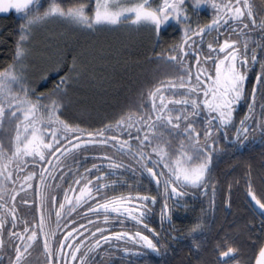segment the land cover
I'll return each mask as SVG.
<instances>
[{
	"label": "snow or ice",
	"instance_id": "1",
	"mask_svg": "<svg viewBox=\"0 0 264 264\" xmlns=\"http://www.w3.org/2000/svg\"><path fill=\"white\" fill-rule=\"evenodd\" d=\"M201 5L211 16L193 25L191 16ZM9 10L20 14L21 23L12 60L0 68V256L7 255V264H34V254L43 257V264H113L112 257L119 255L133 264V258L149 253L164 255L169 243L146 222L153 206L162 202L161 226L167 222L168 238L176 239L173 221L176 213L190 210V194L206 197L211 186L208 206L215 208L211 166L224 150L222 140L233 148L257 141L264 145V13L252 0H48L46 5L0 0V13ZM169 18L180 35L166 49H153L158 75L129 108L98 128L63 115L68 85L79 75L76 55L67 63L69 54H64L44 73V80L51 79L49 72L58 77L44 91H37L24 70L33 28L49 20L93 32L144 26L159 43ZM257 64L250 82L249 69ZM241 102L247 110L237 122ZM81 153L100 158L83 173L77 160ZM69 160L78 164L75 174L66 168ZM105 161L108 171L102 170ZM120 170H130L138 182L154 183L156 193L117 192L120 182L108 177L121 175ZM228 188L230 193L231 183ZM245 198L254 217L249 223L258 222L257 231L264 235V189L257 191L250 173ZM224 203L231 207L230 199ZM21 204L31 207L21 213ZM206 219L201 209L184 233L196 251ZM115 225L119 230H113ZM249 239L255 234L249 232ZM213 251L215 264H249L227 233ZM254 264H264V241Z\"/></svg>",
	"mask_w": 264,
	"mask_h": 264
},
{
	"label": "trees",
	"instance_id": "2",
	"mask_svg": "<svg viewBox=\"0 0 264 264\" xmlns=\"http://www.w3.org/2000/svg\"><path fill=\"white\" fill-rule=\"evenodd\" d=\"M19 18L20 16L17 17V15L0 17V68L11 62L14 55L15 41L19 34ZM203 22L204 16L193 15L191 17V23L199 24ZM76 29L80 30L81 28L59 19L49 20L39 26H35L32 31L35 37L27 45L29 52L25 61L27 67L24 70L28 78L35 82L34 86L37 91H44L52 87L53 79H58L51 72H49L51 79H41L44 73L54 68L56 63L64 58V54H69L67 63H71V55H76L78 57L79 75L68 85L63 115L71 122L89 129L98 128L102 124L114 120L122 111L133 104L139 90L149 83L154 76L158 75L157 62L151 58L153 49L156 51L166 49L180 35L179 27H161L160 36H162L159 38V43L155 42V36L153 40L151 36H147L143 41H134L130 44L120 41L98 44L94 40L86 39V36H94L82 34L85 32H78ZM73 31L79 34H72ZM89 32L87 30L88 34ZM34 56L39 57L36 58L37 60L47 58L48 61L34 62V59H32ZM67 70V67H65L64 71ZM60 75H63V72ZM98 159L100 158L95 154L85 157L81 153L77 157L79 171L83 173L85 168L97 163ZM77 166L78 164L73 163L71 160L66 164V168L73 171L74 174ZM102 170L108 171L106 161L103 163ZM120 171L121 175L108 177L109 180L120 182L116 186L117 192L127 193L131 190L133 193L136 191L156 193L154 183L149 186L146 181L138 182V178L134 177L130 170ZM92 175H98V173L94 171ZM67 179L71 182L73 177L69 176ZM125 179L128 183L123 184V187H121L120 184ZM63 186L67 187V184ZM60 196L62 198V191ZM186 199L188 201L192 200L190 197ZM190 209L187 213L183 210L176 213V217L179 220V228L187 229L193 219L200 215L199 212L202 208L190 205ZM221 220L224 219L221 218ZM224 229L223 231L226 233ZM241 229L239 238L240 258L247 259L249 264H253L260 241H264V235L258 232L256 228L253 231L255 239H249V230L246 226L244 228L242 224ZM244 229L245 231H243ZM231 235L233 236L232 233ZM254 240L256 242L255 248L252 245ZM246 246L248 249L247 252H244ZM212 258L211 256L209 257L208 263L213 264L211 262Z\"/></svg>",
	"mask_w": 264,
	"mask_h": 264
},
{
	"label": "flooded vegetation",
	"instance_id": "3",
	"mask_svg": "<svg viewBox=\"0 0 264 264\" xmlns=\"http://www.w3.org/2000/svg\"><path fill=\"white\" fill-rule=\"evenodd\" d=\"M252 3L258 13H264V0H252ZM190 11H192L191 8ZM210 11L211 10L207 5H201L198 9V14L193 15L204 16V22H206L211 16ZM192 24L195 25V23ZM175 27L179 26L175 25ZM207 39L208 37L205 38L206 41ZM203 47L206 49V43ZM253 69L258 70L259 65H253V68L249 69L250 82L255 77V71ZM246 110L247 105L241 102L236 113L237 122ZM257 111H259V104H257ZM200 119L202 120L203 116H201ZM221 144L224 150L214 157L213 164L211 166V176L217 181L215 208L213 209L208 206L209 199L212 195L211 186L206 197L201 196L198 193L195 196L191 194L188 196L192 198V200L188 201L189 204L195 207L200 206L204 209L207 217V230L199 234L197 237L202 244L201 249L199 251L193 249L192 238L184 235L187 229L178 227V218L173 221L176 230L174 233L176 239L171 240L168 238L167 233L170 226L167 222H165L162 227L159 216L161 202L153 206L154 212L149 215L146 222L161 233V237H163L164 241L169 243V249L164 255L149 253L148 256L143 257L141 260L133 258V264H210V262L208 263L210 256L213 257L211 262L215 264V252L213 251V248L217 239L225 234L223 231L224 227L226 233L233 238L237 245H239L242 224L244 225V228L246 226L249 230L248 232L254 233L253 231L256 228L259 229L260 225L258 222L255 224L249 223V221L253 220L254 217L247 207L245 195L249 173L257 191L264 189V145L257 141L254 144L233 148L230 141L223 140ZM230 183L232 188L229 193L228 185ZM225 199H230L231 207H228V205L224 203ZM22 205L23 204L19 207L21 213H24L22 211L24 208L21 207ZM33 214H36L35 210L33 211ZM36 215L38 218V214ZM221 218L224 220H221ZM255 219L258 221V217ZM140 227L142 228L143 226ZM113 230H119V226L115 225ZM145 231L147 233L146 229ZM243 231H245V229ZM42 244L43 239L41 237V248ZM252 245L253 248L256 247L255 240ZM247 249L248 247L246 246L244 248V252H247ZM37 259L40 260V264H43V257L39 256V254H34V264ZM105 259H107V257H105ZM0 260H3L4 264H7V255L0 256ZM112 260L113 264H127V261L121 260L119 255L112 257Z\"/></svg>",
	"mask_w": 264,
	"mask_h": 264
},
{
	"label": "rangeland",
	"instance_id": "4",
	"mask_svg": "<svg viewBox=\"0 0 264 264\" xmlns=\"http://www.w3.org/2000/svg\"><path fill=\"white\" fill-rule=\"evenodd\" d=\"M48 2V0L45 1H41L40 3L41 5H46ZM68 0H65V3H67ZM154 3L158 2V0H153ZM42 10V9H41ZM20 15H17V17H19ZM20 20L18 21V23H21V18H19ZM176 25L175 21H172L171 18H169V21L165 22V25ZM165 25H162L161 27H165ZM39 26V25H38ZM73 30V29H70ZM75 30V29H74ZM77 30V29H76ZM78 32H85L82 34H87V35H92L94 37H90V36H86L87 40H94V42H97L98 44H103L105 42H125L127 44L133 43L134 41H143L144 38H146L147 36H151V39H154V34L151 28L148 27H135V26H130V27H102L97 29L95 32L90 31L89 34L87 33V30L85 29H80L77 30ZM76 31H73L72 34H79ZM35 35L31 34V37L29 39L28 42H32L34 39ZM39 58L38 56H34L33 61L37 62V61H48L47 58H40V59H36ZM21 207H24L22 209V211L25 213L27 211V209L29 207H31L30 205H22ZM35 210V209H34Z\"/></svg>",
	"mask_w": 264,
	"mask_h": 264
},
{
	"label": "water",
	"instance_id": "5",
	"mask_svg": "<svg viewBox=\"0 0 264 264\" xmlns=\"http://www.w3.org/2000/svg\"><path fill=\"white\" fill-rule=\"evenodd\" d=\"M18 13L15 12V10H9L7 13H0V17H7L9 15H17ZM255 261V259H254ZM254 264V262H253Z\"/></svg>",
	"mask_w": 264,
	"mask_h": 264
},
{
	"label": "bare ground",
	"instance_id": "6",
	"mask_svg": "<svg viewBox=\"0 0 264 264\" xmlns=\"http://www.w3.org/2000/svg\"><path fill=\"white\" fill-rule=\"evenodd\" d=\"M161 34V33H160ZM162 36V35H161ZM163 38V37H162ZM193 209V208H192ZM191 210V209H190ZM187 216V215H186ZM184 219V218H183ZM205 238V237H204ZM193 261V260H192Z\"/></svg>",
	"mask_w": 264,
	"mask_h": 264
}]
</instances>
